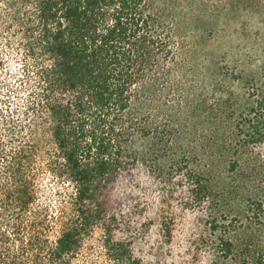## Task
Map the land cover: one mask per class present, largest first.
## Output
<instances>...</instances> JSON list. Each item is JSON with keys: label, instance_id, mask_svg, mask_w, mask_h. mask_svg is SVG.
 Here are the masks:
<instances>
[{"label": "trees", "instance_id": "1", "mask_svg": "<svg viewBox=\"0 0 264 264\" xmlns=\"http://www.w3.org/2000/svg\"><path fill=\"white\" fill-rule=\"evenodd\" d=\"M173 26L154 0H0V70L3 48L22 61L0 94V264H264V69L185 103L192 141L164 124V90L197 75Z\"/></svg>", "mask_w": 264, "mask_h": 264}, {"label": "rangeland", "instance_id": "2", "mask_svg": "<svg viewBox=\"0 0 264 264\" xmlns=\"http://www.w3.org/2000/svg\"><path fill=\"white\" fill-rule=\"evenodd\" d=\"M154 4L172 17L182 57L197 71L195 79L186 78L191 89L175 94L164 90V124L169 121L167 115L176 117L180 129L188 130L185 136L200 141L206 132L184 104L196 106L202 98L208 99L221 83L234 96L242 94V80L260 77L264 69V0H154ZM1 53L7 58L0 70V94H3L5 83H14L9 71L22 61L11 50L3 48ZM24 98L22 91L15 97L19 105ZM62 186L46 175L41 181V199L57 205L59 193L65 190Z\"/></svg>", "mask_w": 264, "mask_h": 264}]
</instances>
